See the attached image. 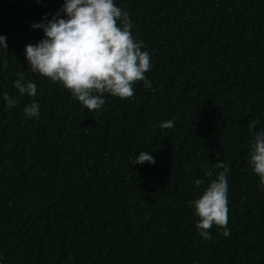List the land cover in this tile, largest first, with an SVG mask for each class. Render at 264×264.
<instances>
[{
	"label": "trees",
	"instance_id": "trees-1",
	"mask_svg": "<svg viewBox=\"0 0 264 264\" xmlns=\"http://www.w3.org/2000/svg\"><path fill=\"white\" fill-rule=\"evenodd\" d=\"M63 3L0 0V264H264V191L248 164L249 123L264 129V0H114L150 54L152 88L106 96L101 112L26 60L44 38L31 26ZM33 102L38 118L24 114ZM140 151L155 165H134ZM217 155L230 233L214 225L204 240L190 201Z\"/></svg>",
	"mask_w": 264,
	"mask_h": 264
},
{
	"label": "clouds",
	"instance_id": "clouds-1",
	"mask_svg": "<svg viewBox=\"0 0 264 264\" xmlns=\"http://www.w3.org/2000/svg\"><path fill=\"white\" fill-rule=\"evenodd\" d=\"M41 2V0H37ZM46 14L41 23L31 27L42 29L44 38L37 44L25 47V56L30 71L51 83L62 84L71 96L90 112H101L106 104V96L127 99L134 96V86L143 82L148 89L152 83L146 74L151 71L150 54L142 49V41L135 40L131 32L128 12L116 6L114 0H64L62 7L51 16ZM6 38L0 36V49H7ZM3 68L8 67L7 60ZM21 96L35 97L36 83L26 80L23 74L13 81ZM3 100L9 109L17 106V100L7 92ZM29 118H38L39 104L31 103L24 108ZM259 120L250 121L254 132L250 140L248 164L259 177V186L264 191V129L254 131ZM174 120L161 122V130L172 129ZM167 135V132L164 133ZM155 165L149 151H140L132 163ZM230 169L219 160L213 169L204 168V178L195 180L199 189L207 186L203 193L190 201L195 215L199 218L195 227L204 240H211L209 230L215 225L227 237L229 213ZM215 173V179H211Z\"/></svg>",
	"mask_w": 264,
	"mask_h": 264
}]
</instances>
